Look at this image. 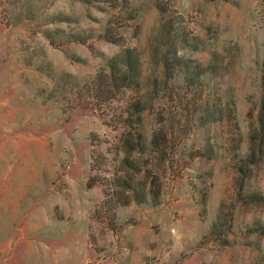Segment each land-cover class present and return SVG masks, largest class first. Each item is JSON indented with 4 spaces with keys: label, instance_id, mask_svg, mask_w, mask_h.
I'll use <instances>...</instances> for the list:
<instances>
[{
    "label": "rangeland",
    "instance_id": "rangeland-1",
    "mask_svg": "<svg viewBox=\"0 0 264 264\" xmlns=\"http://www.w3.org/2000/svg\"><path fill=\"white\" fill-rule=\"evenodd\" d=\"M0 264H264V0H0Z\"/></svg>",
    "mask_w": 264,
    "mask_h": 264
}]
</instances>
